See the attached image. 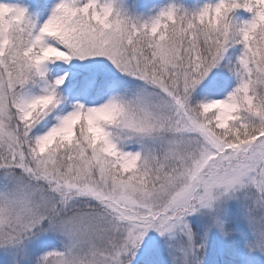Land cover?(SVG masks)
<instances>
[{
    "label": "snow or ice",
    "instance_id": "snow-or-ice-1",
    "mask_svg": "<svg viewBox=\"0 0 264 264\" xmlns=\"http://www.w3.org/2000/svg\"><path fill=\"white\" fill-rule=\"evenodd\" d=\"M0 264H264V0H0Z\"/></svg>",
    "mask_w": 264,
    "mask_h": 264
},
{
    "label": "rangeland",
    "instance_id": "rangeland-1",
    "mask_svg": "<svg viewBox=\"0 0 264 264\" xmlns=\"http://www.w3.org/2000/svg\"><path fill=\"white\" fill-rule=\"evenodd\" d=\"M185 3H189V4H192V3H196L197 0H184Z\"/></svg>",
    "mask_w": 264,
    "mask_h": 264
}]
</instances>
